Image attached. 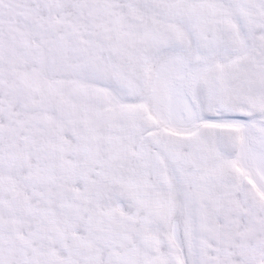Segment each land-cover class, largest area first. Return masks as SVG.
I'll return each instance as SVG.
<instances>
[{
  "label": "snow or ice",
  "instance_id": "obj_1",
  "mask_svg": "<svg viewBox=\"0 0 264 264\" xmlns=\"http://www.w3.org/2000/svg\"><path fill=\"white\" fill-rule=\"evenodd\" d=\"M0 264H264V0H0Z\"/></svg>",
  "mask_w": 264,
  "mask_h": 264
}]
</instances>
